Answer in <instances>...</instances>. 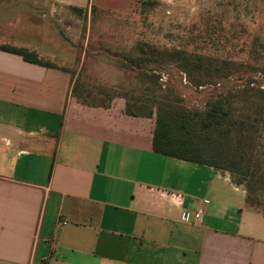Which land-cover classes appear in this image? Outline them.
<instances>
[{
  "label": "crops",
  "instance_id": "crops-1",
  "mask_svg": "<svg viewBox=\"0 0 264 264\" xmlns=\"http://www.w3.org/2000/svg\"><path fill=\"white\" fill-rule=\"evenodd\" d=\"M76 76L0 50V264H264L244 192L155 153V116L123 98L79 103Z\"/></svg>",
  "mask_w": 264,
  "mask_h": 264
},
{
  "label": "rangeland",
  "instance_id": "rangeland-1",
  "mask_svg": "<svg viewBox=\"0 0 264 264\" xmlns=\"http://www.w3.org/2000/svg\"><path fill=\"white\" fill-rule=\"evenodd\" d=\"M105 3L0 0V44H32L76 73L81 104L123 98L139 115L185 111L195 125L218 106L223 124L193 136L264 213V0Z\"/></svg>",
  "mask_w": 264,
  "mask_h": 264
},
{
  "label": "trees",
  "instance_id": "trees-1",
  "mask_svg": "<svg viewBox=\"0 0 264 264\" xmlns=\"http://www.w3.org/2000/svg\"><path fill=\"white\" fill-rule=\"evenodd\" d=\"M142 49V47L139 49V57L144 59L143 56L145 52ZM0 50L19 55L26 62L46 66L48 68L61 69L51 61L41 58L35 51H31L27 48L11 44H0ZM75 90L76 84L74 92ZM127 111L132 115L137 114L135 110L129 108L128 105ZM222 114L223 111L221 108L215 105L211 107L206 117L195 125L193 124L194 119L185 111L179 115L171 114L170 112L165 115L159 113L156 117V128L153 134V151L165 157L180 159L221 170L219 165L207 158L204 148L200 147L199 143L196 142L193 134L198 135L197 132L202 133L201 131L206 130L210 132V129L218 128L223 124L224 117H222ZM153 115L154 114L151 112L143 116ZM197 127L198 129H195ZM210 137L213 136H208V139ZM262 214L264 215V213Z\"/></svg>",
  "mask_w": 264,
  "mask_h": 264
},
{
  "label": "built area",
  "instance_id": "built-area-1",
  "mask_svg": "<svg viewBox=\"0 0 264 264\" xmlns=\"http://www.w3.org/2000/svg\"><path fill=\"white\" fill-rule=\"evenodd\" d=\"M201 216H202L201 211H197V212H195V218H196V219H200Z\"/></svg>",
  "mask_w": 264,
  "mask_h": 264
}]
</instances>
